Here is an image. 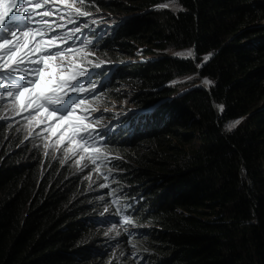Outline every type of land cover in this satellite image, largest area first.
I'll list each match as a JSON object with an SVG mask.
<instances>
[{"label":"trees","instance_id":"trees-1","mask_svg":"<svg viewBox=\"0 0 264 264\" xmlns=\"http://www.w3.org/2000/svg\"><path fill=\"white\" fill-rule=\"evenodd\" d=\"M95 3L117 29L95 40L93 59L116 64L106 84L129 82L135 108L146 112L101 149L104 167L117 172L99 168L97 185L108 187L84 202L75 194L78 165L48 156L42 174L0 125V264H116L98 250L111 245L96 231L114 222L119 187L136 198L127 203L134 227L160 228L116 239L139 264H264V0ZM192 48L195 61L167 52ZM188 76L213 84L178 95L172 84ZM105 206L111 215L97 218Z\"/></svg>","mask_w":264,"mask_h":264},{"label":"snow or ice","instance_id":"snow-or-ice-1","mask_svg":"<svg viewBox=\"0 0 264 264\" xmlns=\"http://www.w3.org/2000/svg\"><path fill=\"white\" fill-rule=\"evenodd\" d=\"M86 3L95 6V0H0V102L10 106L16 115L26 113L30 128L43 125V131L57 136L55 144L45 143V148L59 151L66 141V157L68 152L88 153V159L96 164L107 159L98 151L107 136L93 127L101 118L93 117L99 109L91 101L101 95L95 78L98 74L93 70L105 61L97 62L94 52L88 50L97 42L87 34L94 30L97 20L89 21L92 13L83 10ZM159 7L166 8L168 4ZM175 55L196 60L194 48ZM211 56L209 53L201 57V63L195 67L202 68ZM201 83L210 86L213 81L204 77ZM215 106L221 113L224 111L223 105ZM239 123L230 122L226 128L230 131ZM111 131L107 128V132ZM43 139L47 141L49 137L45 135ZM84 158L80 156V160ZM111 203L115 220L109 219L110 228L121 225L129 236H134L135 233L128 232V228L135 226L126 212L130 205L121 207L119 199ZM104 211H108L107 206Z\"/></svg>","mask_w":264,"mask_h":264},{"label":"rangeland","instance_id":"rangeland-1","mask_svg":"<svg viewBox=\"0 0 264 264\" xmlns=\"http://www.w3.org/2000/svg\"><path fill=\"white\" fill-rule=\"evenodd\" d=\"M78 7H80V5L78 4L77 5ZM89 8H91V10H89L91 13H92V17H90L91 19L94 18L97 20V23H100V24H103V23H106L107 25V31H105L106 34H111L113 31H114V27L115 26L113 23L110 24L108 23L106 20L108 18H110L111 20H114V17L113 16H107L106 14H104L102 11H97V6H92L90 5ZM170 10H172L174 12L175 8L172 7V6H168L166 7ZM177 11V10H175ZM102 26V25H101ZM104 27V26H103ZM91 52H94V56L97 57V53L100 52V50H93L91 49L90 50ZM168 55L169 56H172V57H177L175 55V53L177 52H181L179 50H168ZM138 56L142 59V58H145V57H141L140 53H138ZM179 58V57H177ZM180 59H183V58H180ZM189 77H192V79H189ZM197 76H188V77H184V78H181V79H178L176 80L172 85L177 89L178 92H180L178 95L182 94L184 91L190 89V88H198V87H208V85H202L201 83V80H198ZM129 82H124V85H122L121 87H119L118 90L114 91L113 93L115 94H119L120 96L118 97L119 100H115L113 98V93L110 91L108 92L106 95L107 96H112L111 99H106V96H103V95H100V98L98 100H92V102H98V104H100L101 106L104 105L103 107H100V106H94V108H98L99 111L97 112H94V113H97V114H101V118L99 120L98 123H95L93 125H98V126H101V125H104L110 121H116L117 119V116L121 117L122 115H125L129 112H138L140 110H137L135 109V106H134V103H133V98L134 96L136 95V93H138L136 90L133 89V87L131 85H128ZM170 100V99H168ZM154 106V105H153ZM152 106V107H153ZM9 107L6 106V105H0V114H2L6 109H8ZM158 108H161V107H158ZM106 110V111H105ZM149 110V109H148ZM3 111V112H2ZM154 113H156V111L154 110L153 111ZM130 117V120L134 121L135 119H137L138 116L137 114L135 113H132L129 115ZM126 120H129L128 118H125ZM124 120V119H123ZM123 122V121H122ZM28 123V121L25 119L24 120V124L26 125ZM122 124V123H121ZM238 125V124H237ZM235 125V127L237 126ZM132 126V124H131ZM43 125H41V127L37 128V130H39L40 134L42 137H44L45 135H47L49 137V139L47 140V143L48 144H55L56 142V139H57V136H54L52 135L51 133L49 132H46V131H43ZM235 127H233L232 129H234ZM23 129L25 130L26 127ZM57 133H59V129H57ZM68 148V145L65 141L64 145L60 148V152H62V155L63 156H53L54 158H60L63 160V162H70V163H73L75 165H78L79 163H77V160H74L76 158H80L81 155L85 154L83 152H77L75 155H73L71 152H68L67 154V157L65 156V150ZM56 149L54 147H48V151L49 153H52L53 151H55ZM88 157V155H87ZM100 164V163H98ZM105 171L103 173H107V172H110L112 173L113 170L111 169H108V168H104ZM57 175V173H55ZM98 181L97 180H92V183L93 184H96ZM88 188L87 186H85L84 184L80 185V186H76V196L78 197V202H82L84 200H87L85 198H83V194H85L87 191H88ZM117 232H120V229H108L107 230V234L104 233V237L106 239V241H109V242H112L111 244H113L111 247H109V250L107 251V253L105 255H108L109 252H112L111 253V259H115L116 256L117 257V260H126L127 257H128V254L125 253L123 255H121V253L118 255V252L120 250V246H116L114 245L115 243V238H117ZM102 250H104L105 248H101ZM132 252H135V250H131ZM145 263V261H144Z\"/></svg>","mask_w":264,"mask_h":264},{"label":"clouds","instance_id":"clouds-1","mask_svg":"<svg viewBox=\"0 0 264 264\" xmlns=\"http://www.w3.org/2000/svg\"><path fill=\"white\" fill-rule=\"evenodd\" d=\"M31 152H33L32 150H31ZM42 166H43V168H50L51 167V164H48V163H46V162H44L43 164H42ZM42 174H43V172H41ZM55 173H57L58 174V172H55ZM81 184H78V186H80ZM78 198H76V200H77ZM75 200V201H76ZM84 201H86V200H84ZM84 201H82V202H84ZM98 231H96V233H97ZM104 244V243H103ZM96 250L97 249H92V251L95 253L96 252Z\"/></svg>","mask_w":264,"mask_h":264},{"label":"bare ground","instance_id":"bare-ground-1","mask_svg":"<svg viewBox=\"0 0 264 264\" xmlns=\"http://www.w3.org/2000/svg\"><path fill=\"white\" fill-rule=\"evenodd\" d=\"M3 112V111H2Z\"/></svg>","mask_w":264,"mask_h":264}]
</instances>
